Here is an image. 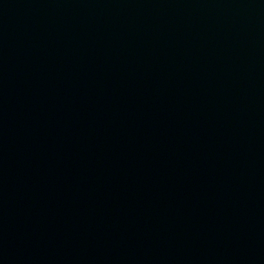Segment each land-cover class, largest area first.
I'll list each match as a JSON object with an SVG mask.
<instances>
[{"label": "water", "instance_id": "water-1", "mask_svg": "<svg viewBox=\"0 0 264 264\" xmlns=\"http://www.w3.org/2000/svg\"><path fill=\"white\" fill-rule=\"evenodd\" d=\"M0 264H264V0H0Z\"/></svg>", "mask_w": 264, "mask_h": 264}]
</instances>
